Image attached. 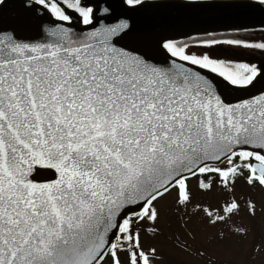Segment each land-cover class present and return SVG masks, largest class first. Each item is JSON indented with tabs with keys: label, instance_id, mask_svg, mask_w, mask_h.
Segmentation results:
<instances>
[{
	"label": "snow or ice",
	"instance_id": "obj_1",
	"mask_svg": "<svg viewBox=\"0 0 264 264\" xmlns=\"http://www.w3.org/2000/svg\"><path fill=\"white\" fill-rule=\"evenodd\" d=\"M21 2L42 38L0 27V264H154L158 249L145 248L144 235H160L163 201L215 227L242 210L238 180L264 188V90L229 102L215 79L248 90L264 78V64L191 51L264 50V40L205 33L194 44L163 38L153 46L132 17L103 23L115 2L264 10V0ZM41 9L54 19L45 24ZM66 9L85 30L68 26ZM46 170L53 178L38 180ZM192 181L197 193L226 198L196 200ZM244 207L255 217L251 199Z\"/></svg>",
	"mask_w": 264,
	"mask_h": 264
},
{
	"label": "rangeland",
	"instance_id": "obj_2",
	"mask_svg": "<svg viewBox=\"0 0 264 264\" xmlns=\"http://www.w3.org/2000/svg\"><path fill=\"white\" fill-rule=\"evenodd\" d=\"M226 48L197 47L191 51L207 52L219 59H225L228 52H237L235 49ZM237 49L242 52L240 58L245 62L255 64L261 57L256 49L246 56L245 50L248 49ZM191 183L196 200L217 204L226 198V194L221 190L207 195L197 193L195 181ZM233 195L241 203L242 210L239 216L233 217L228 224H219L215 227L209 226L197 216L189 218L183 212L178 213L171 197L163 201L162 207L165 211L160 221V235H144L145 248L154 246L158 249L160 258L154 261V264H264V188L259 185L255 188L250 187L241 179L237 181ZM248 199L256 205L255 217L249 216L244 207ZM241 226L247 227L246 236L237 235L233 231L235 227ZM221 231L224 232L223 238L219 236ZM200 251L205 253L203 257L198 254Z\"/></svg>",
	"mask_w": 264,
	"mask_h": 264
},
{
	"label": "water",
	"instance_id": "obj_3",
	"mask_svg": "<svg viewBox=\"0 0 264 264\" xmlns=\"http://www.w3.org/2000/svg\"><path fill=\"white\" fill-rule=\"evenodd\" d=\"M114 12L103 19V23H115L117 17H132L134 24L140 29H148L151 32L150 40L154 42L159 39H173L188 34H199L204 32L225 31L234 28H254L264 26V10L258 7L232 8L228 6L197 7L189 8L181 4H163L157 7L130 10L118 2L113 3ZM71 13V11H68ZM41 19L45 24L54 18L44 13L41 9ZM70 26L74 31L81 32L87 26L80 23L78 14L73 12ZM30 21L26 26L21 25V20ZM39 20L23 7L21 0H7L0 9V27L5 30L15 29L22 38L41 39L40 30L37 27ZM157 59L163 60L162 52H154ZM264 64V58L258 65ZM220 91L229 102H235L241 98H247L261 90H264V78H261L248 90H240L229 87L222 79L216 77ZM53 178L51 171L37 177L38 180Z\"/></svg>",
	"mask_w": 264,
	"mask_h": 264
},
{
	"label": "trees",
	"instance_id": "obj_4",
	"mask_svg": "<svg viewBox=\"0 0 264 264\" xmlns=\"http://www.w3.org/2000/svg\"><path fill=\"white\" fill-rule=\"evenodd\" d=\"M262 27H256V28H248L247 31H240V32H233V31H216V32H207V33H212L216 38H240V39H245L249 41H255V42H260L264 40V31H261ZM209 38L208 36L205 35V33L201 34H189L186 36H180L173 38L172 40L178 42V43H191L194 44L195 42L203 39ZM225 45H222V49H227L226 47H223ZM216 47V46H214ZM192 48H197L193 46ZM211 51V49H208ZM258 51H263L260 49H256ZM219 59V58H218ZM232 60V59H230Z\"/></svg>",
	"mask_w": 264,
	"mask_h": 264
},
{
	"label": "flooded vegetation",
	"instance_id": "obj_5",
	"mask_svg": "<svg viewBox=\"0 0 264 264\" xmlns=\"http://www.w3.org/2000/svg\"><path fill=\"white\" fill-rule=\"evenodd\" d=\"M66 11H67V13L70 15V14H73V11L72 10H70V9H66ZM68 11H71V13H69ZM228 48H230V49H235V50H237V52L236 53H231V52H228V55L225 57V59H232V60H234V61H239V62H245L244 60H242L240 57H241V54H242V52H240V49H237V48H235V47H232V46H229ZM246 51V53H245V56H246V54H248V53H250L251 51H252V49H248V50H245ZM257 51V53L261 56L260 57V59L262 58H264V52L263 51H258V50H256ZM229 54H232V56H230ZM235 55V56H234ZM259 59V60H260ZM261 59V60H262ZM259 60L257 61V62H255V64H257L258 65V62H259ZM260 60V61H261Z\"/></svg>",
	"mask_w": 264,
	"mask_h": 264
}]
</instances>
